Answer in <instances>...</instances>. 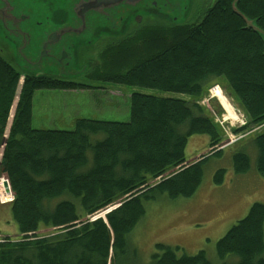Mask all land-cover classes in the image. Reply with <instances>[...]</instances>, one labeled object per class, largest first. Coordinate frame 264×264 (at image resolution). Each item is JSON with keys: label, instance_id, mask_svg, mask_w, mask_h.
I'll return each mask as SVG.
<instances>
[{"label": "trees", "instance_id": "trees-1", "mask_svg": "<svg viewBox=\"0 0 264 264\" xmlns=\"http://www.w3.org/2000/svg\"><path fill=\"white\" fill-rule=\"evenodd\" d=\"M233 1L216 0L196 23L136 26L98 51L88 80L189 97L132 94L127 123L80 119L73 131L32 129L35 91L90 86L24 73L0 55V175L14 196L10 211L19 234L0 243V264H129L135 250L128 236L145 214L144 203L161 195L193 196L203 164L223 152L215 151L225 140L216 121L224 111L211 100L209 108L201 105L214 84L245 119L233 134L264 126V39L232 11ZM237 10L264 33V0H238ZM194 135L208 136L211 151L185 165V147ZM251 144L264 178V132ZM232 158L234 172L246 173L248 154L241 150ZM223 176L218 170L214 183L220 185ZM2 182L0 196H8ZM118 204L105 220H91ZM215 248L221 260L234 256L235 264H264V204H252ZM178 250L157 244L149 264H211L204 251L177 257Z\"/></svg>", "mask_w": 264, "mask_h": 264}, {"label": "rangeland", "instance_id": "rangeland-1", "mask_svg": "<svg viewBox=\"0 0 264 264\" xmlns=\"http://www.w3.org/2000/svg\"><path fill=\"white\" fill-rule=\"evenodd\" d=\"M215 1L188 0L189 12L185 22L182 24L199 22L204 11L211 7ZM19 2L22 3L21 6H23L24 10L32 3L31 7L33 9L29 8V10H34V3H38L37 0L35 2H32V0H19ZM150 22L167 25L157 21H148L146 23ZM130 30L129 26L124 33L117 35L116 38L100 37L99 40L87 47L89 52L87 49H82L77 56L78 66L81 67L88 64L89 70L92 64L97 62L96 55L105 44L112 39L123 38ZM0 55L10 62L15 69L24 70L14 60L15 55H13L8 41L3 40L1 35ZM25 70L32 73H44V76L90 86L89 89L82 91H35L32 99L31 122V127L35 130L73 131L75 122L80 119L127 123L129 121V97L132 94L182 100L189 98L183 94L90 81L85 77L88 70L83 73L79 69H72L71 72L59 74L53 73L51 69L41 67H34V70ZM22 82L23 77L20 78L18 83L4 136L8 134ZM214 88L218 87L215 84L210 87L208 96L201 102V105L209 108L211 104L209 101L211 100L223 110L216 98L212 97ZM222 93L238 118L237 120H227L223 110L224 114L221 120L216 119L222 126L223 134L225 135L222 145L227 143L229 145L223 148L221 154L210 156L203 164L202 182L193 196L171 200L166 195H161L156 200L144 203L145 214L128 236L130 251L135 250L134 260L130 256L127 258L129 264H149L151 256L156 252L155 246L157 244L172 248L178 247L177 257L182 255L194 256L198 252L204 251L211 264L237 263L238 258L234 256H228L224 260L219 259L215 247L216 242L247 215L252 204H264V178L256 171V150L251 144V141L259 133L264 132V126L249 132L233 134L232 129H238L243 126L245 119L235 109L232 100L223 91ZM230 136H236V138L242 136V138L230 143L228 140ZM241 150L249 156V168L246 173L236 174L233 169L232 157ZM210 151L209 137L206 135H194L188 139L184 157L186 162H192L200 156L209 154ZM1 154L2 149L0 157ZM218 170H224L223 182L220 185H216L213 180ZM3 177L5 178L4 175H0V178ZM2 199L6 201L8 196H2ZM76 204L78 205L77 202ZM103 213L104 211L95 214L91 220L103 218L105 216ZM0 232L3 235H0V239H14L18 235L17 227L11 216L10 205H0ZM47 232L49 231H41L40 234ZM262 257H264V252Z\"/></svg>", "mask_w": 264, "mask_h": 264}, {"label": "water", "instance_id": "water-1", "mask_svg": "<svg viewBox=\"0 0 264 264\" xmlns=\"http://www.w3.org/2000/svg\"><path fill=\"white\" fill-rule=\"evenodd\" d=\"M37 1V4L34 3V10H29L33 9V3L24 10L19 0H0V35L3 40L8 41L15 55L14 60L19 63L20 68L34 70V67H41L51 69L56 74L68 73L72 69L86 73L89 65L79 67L77 63L80 49L89 47L102 36L116 37L124 33L135 12L152 14L170 25H181L189 12L188 0H82L79 6L76 3L80 0H75V4L70 6L72 11L70 10L67 22L63 17L58 23L61 27L55 32H49V29L44 30V27L38 26L45 24L44 14H48V7L45 2ZM120 2L123 3L117 7L115 4ZM237 2L238 0L233 1L232 11L243 19L247 29H252L264 39V33L257 28L255 22L246 19L237 10ZM109 3L113 5L110 6ZM111 7H115L113 11ZM24 70L22 72L27 74L44 76V73ZM220 150L222 148L215 152ZM187 163L189 162L185 165ZM119 206L121 204L103 214ZM101 219L105 220V216Z\"/></svg>", "mask_w": 264, "mask_h": 264}, {"label": "flooded vegetation", "instance_id": "flooded-vegetation-1", "mask_svg": "<svg viewBox=\"0 0 264 264\" xmlns=\"http://www.w3.org/2000/svg\"><path fill=\"white\" fill-rule=\"evenodd\" d=\"M41 1L45 2V4L48 7L49 12H48V14H44L45 17H46L43 20V21H45V24L42 22L43 25L40 24L38 26L40 28L44 27V30L49 29V32H55L56 29L60 28L61 26L58 25V23H60L64 18H65V20L67 22L68 16L70 14V10L72 11V9H71L70 6L71 5L73 6L75 4V2H76L75 0H49V1L48 0H41ZM81 1L82 0H80L79 2H77L76 5L79 6V4H80ZM142 1H145V0H142ZM122 3L123 2H120V3L115 4V5H117V7H118ZM128 3H131V2H128ZM108 5L111 6L113 4H110L109 3ZM114 8L115 7H111L112 11H113ZM54 11H55V13H54ZM132 15L133 16L130 19V24H129L130 29H132V28H134L136 26H141V24L144 25L148 21H157L159 23H165L161 19L156 18V16L154 17L152 14L151 15H142V14H139L138 12H135ZM62 25L64 26L65 24H62ZM167 25H170V24H167Z\"/></svg>", "mask_w": 264, "mask_h": 264}, {"label": "bare ground", "instance_id": "bare-ground-1", "mask_svg": "<svg viewBox=\"0 0 264 264\" xmlns=\"http://www.w3.org/2000/svg\"><path fill=\"white\" fill-rule=\"evenodd\" d=\"M212 97L216 98V100L221 104L223 110L225 111V118L227 120H237L238 119L237 115L234 113V111L231 108L228 100L224 97V95H223L222 91L219 89V87L214 88L212 90ZM244 125H245V123H244ZM228 140H229V138H228Z\"/></svg>", "mask_w": 264, "mask_h": 264}, {"label": "built area", "instance_id": "built-area-1", "mask_svg": "<svg viewBox=\"0 0 264 264\" xmlns=\"http://www.w3.org/2000/svg\"><path fill=\"white\" fill-rule=\"evenodd\" d=\"M241 138H242V136L237 137V138H236V136H230V137H229V142H230V143H233V142H235V141H237V140H239V139H241ZM227 145H229V144L227 143V144H225V146H223V147H226ZM1 180L4 181V182H2L3 184H4V183L6 184V186H7V188H8V191H9V194H8V199H7L6 201L2 199V196H0V204L11 203V202L14 200V196H13L11 190L9 189L8 180L5 179V178H2ZM1 242H4V241H3L2 239H0V243H1Z\"/></svg>", "mask_w": 264, "mask_h": 264}, {"label": "crops", "instance_id": "crops-1", "mask_svg": "<svg viewBox=\"0 0 264 264\" xmlns=\"http://www.w3.org/2000/svg\"><path fill=\"white\" fill-rule=\"evenodd\" d=\"M1 158V157H0ZM16 225V224H15ZM18 232V231H17ZM0 235L1 236H3L2 234H1V232H0ZM19 236V234L17 235V236H15L16 238ZM5 237V236H4ZM6 238H8V237H6Z\"/></svg>", "mask_w": 264, "mask_h": 264}]
</instances>
